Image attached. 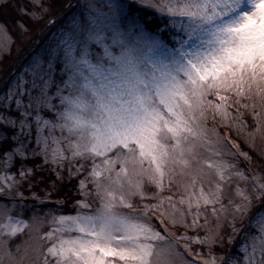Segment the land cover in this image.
Listing matches in <instances>:
<instances>
[{
  "label": "snow or ice",
  "instance_id": "6c2138e0",
  "mask_svg": "<svg viewBox=\"0 0 264 264\" xmlns=\"http://www.w3.org/2000/svg\"><path fill=\"white\" fill-rule=\"evenodd\" d=\"M54 6L0 0L28 42L0 80V264H264V151L237 142L264 139V0ZM73 181L75 214L46 206Z\"/></svg>",
  "mask_w": 264,
  "mask_h": 264
},
{
  "label": "trees",
  "instance_id": "16d2710c",
  "mask_svg": "<svg viewBox=\"0 0 264 264\" xmlns=\"http://www.w3.org/2000/svg\"><path fill=\"white\" fill-rule=\"evenodd\" d=\"M16 2L27 4V0H16ZM67 2L68 0H55L54 12L58 10L60 7H62L63 4H66ZM73 2L76 3V0H73ZM143 11H145L147 15L150 16L154 15V12L147 11L146 9ZM17 19H21V17H18L14 10L12 9L0 10V22L7 23L9 32L14 40V44L11 47L10 54L7 53L4 59L0 62V75L4 74L6 70L9 68H13L12 72L19 71L20 66L24 63V58L19 63H16L17 60L21 58L20 56L24 54V47L28 43L27 41L22 40L18 32L14 29V22ZM22 19H24V22L31 29L30 35H34L35 29H37L40 24H32L30 21H28L26 17ZM10 74L5 75L4 78L6 76L10 77ZM242 145H243L242 146L243 151L247 152L254 159L258 160V158H256L254 154L247 149V146H245L243 143ZM240 159L242 161V168L246 172L250 173L251 172L250 166L246 162H243V157H241ZM75 182L76 181H73L72 183L65 182L63 185L59 186L58 190L54 191L52 195L47 198L45 202L46 206L54 207L58 201H63L64 206L59 211L63 214L74 213L73 205L77 200L82 199V197H80L76 192V190L73 188ZM45 186L46 185H40L34 189V191L38 192L42 198L44 197V193L40 191V188H43ZM28 202L32 204L37 203L36 201H31V200H29Z\"/></svg>",
  "mask_w": 264,
  "mask_h": 264
},
{
  "label": "rangeland",
  "instance_id": "374dc122",
  "mask_svg": "<svg viewBox=\"0 0 264 264\" xmlns=\"http://www.w3.org/2000/svg\"><path fill=\"white\" fill-rule=\"evenodd\" d=\"M73 3H74V2H73ZM74 4H75V3H74ZM40 26H41V25H39L38 28L35 29V33L37 32V30L39 29ZM6 54H7V53H5V54H3L2 56H0V62L4 59V57H5ZM20 57H21V58H19V59L17 60L16 63H19L20 61H22V59L24 58V54H23L22 56H20ZM16 63H15V64H16ZM12 70H13V68H9V69H7L6 72H5L4 74L0 75V80L4 79V76L10 74V73L12 72ZM247 120H248V123H249V124H252L251 116H247ZM233 139H234V140H237V136H236V133H235V132L233 133ZM237 142L240 144V148H241L242 151H243V149H242V146H243L242 143H243L245 146H247V149H248L250 152H252V153L254 154V156H255L256 158H258V159H259V154H260V152L264 151V139H261V137H260L259 134H257L254 143L251 142V138L246 137V136H240V137L238 138V141H237ZM244 152H245V151H244ZM253 160H256V159L253 158ZM73 188H74V189L76 190V192L78 193V188H77V186H76V182H75V184L73 185ZM146 192H147L149 195H152L153 193H155V189L152 188V187H147V188H146ZM165 194H167V193H165ZM149 202H155V201H149ZM72 214H75V212L72 213ZM24 218H25L26 220L29 219V218H30V213H26L25 216H24ZM49 227H50L49 224H48L47 222H45V223L43 224V226L40 228V232H39V234H37V233H35V232H30V230L26 229L25 232H24L23 234L19 235L14 241H12V245H13V247H15V245H17V244H20V245L23 246V244H24L25 241H29V242H32V243L40 242V243H45V245H46V242H45V241H38V236H39V235H43L44 233H46V232L49 230ZM161 231H163V229H161ZM229 234H231V233H229ZM30 236L32 237L31 240L29 239ZM173 240H174V242H175V238H173ZM178 243L181 244V248H180L181 252H183L184 255H185L188 259H192L193 257L188 256V253H187V252H184V249H183V247H182L183 242H178ZM239 246H240V240H239V238L236 239V244L231 245V246L227 244V239H225L224 247H223V248L216 247L214 251L216 252L217 256L222 255V254H224V253L227 252V253H230L233 257H236V256L240 255L239 252H238V248H239ZM191 247H192L194 250H197V249H198V250H201V251L204 253L205 256L207 255V250H206V249H202V248H201L200 246H198V245H191ZM196 259H197V264H199V259H200V258L197 257ZM113 264H119V261H118V260H114V261H113Z\"/></svg>",
  "mask_w": 264,
  "mask_h": 264
}]
</instances>
